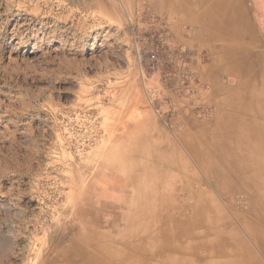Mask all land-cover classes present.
<instances>
[{
    "label": "rangeland",
    "instance_id": "1",
    "mask_svg": "<svg viewBox=\"0 0 264 264\" xmlns=\"http://www.w3.org/2000/svg\"><path fill=\"white\" fill-rule=\"evenodd\" d=\"M165 7L0 0V264H90L89 255L126 264L124 233L136 230L147 249L159 210L183 223L201 212L212 225L220 207L245 241L236 214L264 229V205L247 206L240 177L217 171L189 145L187 133L219 120L223 105L205 98L213 86L194 65L211 56L213 64L220 47L179 41L195 26ZM259 14L264 33V0ZM237 80L224 75L219 83L234 88ZM157 241L155 233L162 253ZM249 244L246 255L260 256ZM150 252L142 255L150 264L177 263L170 250L165 259Z\"/></svg>",
    "mask_w": 264,
    "mask_h": 264
},
{
    "label": "bare ground",
    "instance_id": "2",
    "mask_svg": "<svg viewBox=\"0 0 264 264\" xmlns=\"http://www.w3.org/2000/svg\"><path fill=\"white\" fill-rule=\"evenodd\" d=\"M161 1L166 10L178 12L179 20L192 21L198 27L208 30V42L214 46L221 45L222 49L214 55L213 74L228 70L234 72L239 81L229 90L216 85V92L225 93L224 100H215L219 109L223 105L219 120L212 128L199 127V131L187 133L189 145L205 154L216 165L217 171L224 174V171H228V176L240 177L241 183L249 190L246 199L248 207L254 203L264 205V48H256L259 42L253 38L249 14L251 10L254 12L253 3L251 0ZM189 192L192 198H199L197 193ZM187 204L184 210H180V206L177 210L184 213L190 208V204ZM152 217L156 219V228L150 231L153 237L147 249L136 242L141 237L136 230L124 233L128 245L123 253L128 252L125 254L126 264H150L151 259L142 257L143 252L150 251V256L159 253L165 259L164 249L170 250L167 259L177 261L176 264H264V229L248 217L235 215L248 241L236 235L235 222L232 221V224L220 207L212 225L202 224L203 215L196 211L184 223L178 217L168 218L162 210L152 214ZM85 233L86 237L92 239L100 236L87 229ZM155 233L162 253L157 250L155 252ZM249 241L257 245L260 256L256 252L252 256L246 255L251 249ZM92 247L103 251L100 245L93 244ZM198 252L206 253L200 256ZM184 254H187L186 258ZM106 256V259L111 258ZM89 260L90 264H109L91 255Z\"/></svg>",
    "mask_w": 264,
    "mask_h": 264
},
{
    "label": "crops",
    "instance_id": "3",
    "mask_svg": "<svg viewBox=\"0 0 264 264\" xmlns=\"http://www.w3.org/2000/svg\"><path fill=\"white\" fill-rule=\"evenodd\" d=\"M255 1V2H254ZM261 1L262 0H251V2L253 3V7H254V12L251 10L249 11V14H250V17H251V24H252V30H253V38L254 39H257V42H259V44L256 46V48L258 49H262L264 48V33L263 31H261L260 27H259V17H260V14H259V5L258 4H261ZM165 12V11H163ZM178 22H186V21H178ZM188 22H191V21H188ZM194 26H195V29L196 31L194 32V35L188 39V40H184L182 37H177V39L181 42H185L189 45H193V46H196V47H200V48H205V49H211L212 47L214 46H211L210 45H207V39L209 38V32L208 30L206 29H198L196 27V25L191 22ZM259 35V36H258ZM219 46L220 48L215 50V51H211L212 55L219 52L222 48H221V45H217ZM261 46V47H260ZM194 68L195 70L197 71V77L199 78V80L204 83V82H211L212 83V86H213V89H211L209 92L207 91L204 95H205V98H209V100H212V101H215L216 99H218L219 101L221 100H224V96H225V93L223 92H216L215 91V88H216V85H219L220 87H222V89H231V88H228L226 86H223L219 83V80L221 78V76H224V75H234L235 77H237V75L233 72V73H230L228 70L224 72H221L220 74H213V71H212V56H211V60L209 63H207L206 65H202L200 63H198V61L195 63L194 65ZM238 79V77H237ZM238 82V80H237ZM224 94V95H223Z\"/></svg>",
    "mask_w": 264,
    "mask_h": 264
}]
</instances>
